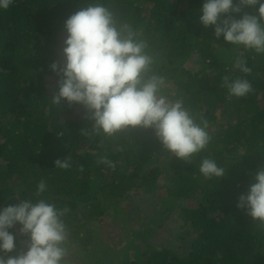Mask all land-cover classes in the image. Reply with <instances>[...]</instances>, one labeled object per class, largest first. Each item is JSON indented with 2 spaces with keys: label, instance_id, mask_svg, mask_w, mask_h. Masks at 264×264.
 Here are the masks:
<instances>
[{
  "label": "trees",
  "instance_id": "1",
  "mask_svg": "<svg viewBox=\"0 0 264 264\" xmlns=\"http://www.w3.org/2000/svg\"><path fill=\"white\" fill-rule=\"evenodd\" d=\"M93 2L14 0L0 11V207L43 198L67 208V247L80 245L71 263L78 264L112 256L108 242H99L109 229L92 226L108 224L96 191L115 205L131 203L141 189L162 191L164 214L141 230L142 246L127 241L116 250L114 264H264V228L236 207L264 167V55L216 40L213 28L199 23L202 0H100L147 41L153 71L165 79L162 94L181 99L198 123L207 120L211 141L186 163L163 151L150 128L93 135L81 105L51 103L58 76L50 69L63 60L64 21ZM238 57L249 74L234 67ZM225 76H242L252 91L229 96ZM203 158L225 167L224 177L201 176ZM57 159H70L71 167L57 168ZM41 180L47 188L37 197ZM170 237L187 241L188 251L167 248ZM131 250L137 256L128 259Z\"/></svg>",
  "mask_w": 264,
  "mask_h": 264
},
{
  "label": "clouds",
  "instance_id": "2",
  "mask_svg": "<svg viewBox=\"0 0 264 264\" xmlns=\"http://www.w3.org/2000/svg\"><path fill=\"white\" fill-rule=\"evenodd\" d=\"M13 4L14 0H0V11ZM199 13V23L211 26L222 44L264 55V0H202ZM63 27L62 63L50 65L58 76L53 105L61 101L81 105L93 135L114 137L130 129L150 128L163 151L186 163L207 148L211 141L207 120L198 123L181 99L162 94L165 79L153 71L148 43L130 24L118 23L110 8L95 0L71 14ZM234 67L244 75L252 71L243 57L235 60ZM223 86L236 98L252 91L250 81L242 76L223 77ZM102 162L115 167L106 159ZM54 164L62 170L71 167L70 159H57ZM225 170L211 158H203L199 165L207 180L224 177ZM252 177L254 182L239 196L236 207L264 228V167ZM46 188L41 180L37 197ZM67 212L43 198L0 207V264H65ZM18 236L27 237V251L15 254L25 244Z\"/></svg>",
  "mask_w": 264,
  "mask_h": 264
},
{
  "label": "rangeland",
  "instance_id": "3",
  "mask_svg": "<svg viewBox=\"0 0 264 264\" xmlns=\"http://www.w3.org/2000/svg\"><path fill=\"white\" fill-rule=\"evenodd\" d=\"M186 65L189 66V64ZM197 68L195 69L196 72ZM96 192L94 193L95 198L106 206V209L103 210L104 212L101 217H103L102 219L105 220L104 222H108V224L101 225L100 222H97L92 226L96 230H102L103 227L105 229H109V231L102 238L99 239V242H101L102 244L104 242H108L109 246L107 247V249L109 251L107 255L112 254L113 256L116 253V250L123 246L127 241L131 243L134 241V243H136L138 246H142V243L140 242L141 240L138 241V238L141 237V230L150 228L148 224L151 221L157 222V220L162 216L159 213L162 212V214H164V210L167 207L165 204H162V202H160L159 200V196L160 194H162V191H159L158 193L154 191L146 194L144 192V189H141L140 197H137L131 203L128 204H125L124 201L118 202L119 205L114 204L116 200L112 202L106 199V197H103L102 192L99 191L97 194ZM81 206L83 205L79 204L78 209H80ZM176 206H179V203H177ZM126 207H128V210H125ZM171 223V220H167L165 222V225L169 226ZM119 225L122 226L121 229H119ZM155 230L158 232V229ZM26 241L27 239L24 240V243ZM177 241H179V238L173 239L170 237L168 240L167 248L177 250L181 248L180 246H182L183 248H185L186 253L188 251L187 249L189 248L187 247L188 242ZM78 248H80V245H78L75 249L68 248L69 251L68 255L65 258V264L73 263V252ZM131 251L132 252H130V254L128 255V259L137 256L134 250ZM112 256L92 258L91 261H82L81 259H78L77 262L78 264H89L90 262L95 261L98 264H114L115 261H112Z\"/></svg>",
  "mask_w": 264,
  "mask_h": 264
},
{
  "label": "water",
  "instance_id": "4",
  "mask_svg": "<svg viewBox=\"0 0 264 264\" xmlns=\"http://www.w3.org/2000/svg\"><path fill=\"white\" fill-rule=\"evenodd\" d=\"M27 243H28V241L25 242V244H24L23 246L18 247V248L15 250V252H13V253L27 251Z\"/></svg>",
  "mask_w": 264,
  "mask_h": 264
}]
</instances>
